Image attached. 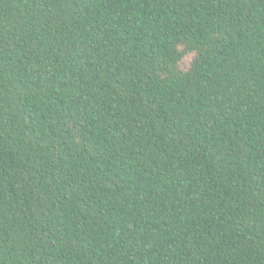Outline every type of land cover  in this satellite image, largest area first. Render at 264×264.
<instances>
[{"label": "trees", "instance_id": "16d2710c", "mask_svg": "<svg viewBox=\"0 0 264 264\" xmlns=\"http://www.w3.org/2000/svg\"><path fill=\"white\" fill-rule=\"evenodd\" d=\"M0 264H264V0H0Z\"/></svg>", "mask_w": 264, "mask_h": 264}, {"label": "rangeland", "instance_id": "374dc122", "mask_svg": "<svg viewBox=\"0 0 264 264\" xmlns=\"http://www.w3.org/2000/svg\"><path fill=\"white\" fill-rule=\"evenodd\" d=\"M191 59H192V55L191 54L187 55L185 59L183 60L182 66L188 67L190 65Z\"/></svg>", "mask_w": 264, "mask_h": 264}]
</instances>
